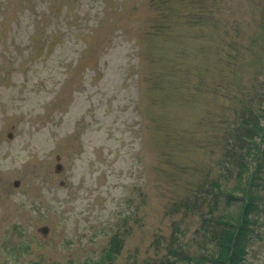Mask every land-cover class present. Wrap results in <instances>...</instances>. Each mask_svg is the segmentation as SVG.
<instances>
[{
  "label": "rangeland",
  "instance_id": "rangeland-1",
  "mask_svg": "<svg viewBox=\"0 0 264 264\" xmlns=\"http://www.w3.org/2000/svg\"><path fill=\"white\" fill-rule=\"evenodd\" d=\"M263 108V0H0V264L94 258L114 233V264H158L173 228L200 248L182 202L207 217L212 181L247 184L238 126ZM260 151L244 264H264Z\"/></svg>",
  "mask_w": 264,
  "mask_h": 264
},
{
  "label": "trees",
  "instance_id": "trees-1",
  "mask_svg": "<svg viewBox=\"0 0 264 264\" xmlns=\"http://www.w3.org/2000/svg\"><path fill=\"white\" fill-rule=\"evenodd\" d=\"M251 113V112H250ZM237 138L253 144L252 161L253 167L247 184L244 186L241 181L235 182L229 190L225 187L226 181L220 184L218 181H212L209 188H204L202 195L207 198L209 206V215L205 217L198 208L190 207L186 202H182L184 208L191 212H198L201 216V227L206 233L207 240L202 242L200 248L196 247L193 251L187 249L186 243L180 241L176 229L168 238L165 245V254L158 261V264H244L248 241L253 233V226L257 224L260 216V190L256 179L260 178L258 155L264 150V108L258 114H250L243 119L239 126ZM250 140V141H249ZM249 145V143H246ZM228 159L225 162L224 170H230ZM242 169H246V164ZM229 165V168H228ZM238 179L243 177V171L237 170ZM241 189V194L235 196V191ZM227 195L226 201L230 198L236 203L235 210L227 212L226 206L220 210L222 213L213 214L214 209H218V202L221 196ZM123 244V236L114 233L105 249L94 258H85L83 260H71L68 264H114L120 253ZM185 245V246H184ZM204 248V249H203ZM198 249H203L197 251Z\"/></svg>",
  "mask_w": 264,
  "mask_h": 264
},
{
  "label": "water",
  "instance_id": "water-1",
  "mask_svg": "<svg viewBox=\"0 0 264 264\" xmlns=\"http://www.w3.org/2000/svg\"><path fill=\"white\" fill-rule=\"evenodd\" d=\"M9 135H10V133H9ZM59 168V165H57V169ZM17 183L15 182V185H16ZM40 231L42 232V233H46L47 231H48V227L47 226H41L40 228Z\"/></svg>",
  "mask_w": 264,
  "mask_h": 264
}]
</instances>
